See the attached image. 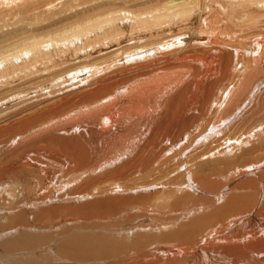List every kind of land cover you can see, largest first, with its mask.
<instances>
[{
	"label": "bare ground",
	"instance_id": "bare-ground-1",
	"mask_svg": "<svg viewBox=\"0 0 264 264\" xmlns=\"http://www.w3.org/2000/svg\"><path fill=\"white\" fill-rule=\"evenodd\" d=\"M0 264H264V0H0Z\"/></svg>",
	"mask_w": 264,
	"mask_h": 264
},
{
	"label": "rangeland",
	"instance_id": "rangeland-1",
	"mask_svg": "<svg viewBox=\"0 0 264 264\" xmlns=\"http://www.w3.org/2000/svg\"><path fill=\"white\" fill-rule=\"evenodd\" d=\"M258 38V37H257ZM103 120H106L107 118H102ZM110 123V122H109ZM101 126H102V124H101ZM103 127V126H102Z\"/></svg>",
	"mask_w": 264,
	"mask_h": 264
}]
</instances>
